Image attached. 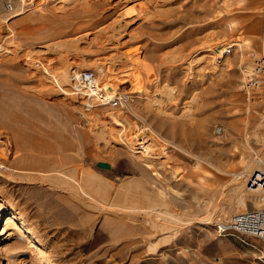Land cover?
<instances>
[{
	"label": "rangeland",
	"instance_id": "1",
	"mask_svg": "<svg viewBox=\"0 0 264 264\" xmlns=\"http://www.w3.org/2000/svg\"><path fill=\"white\" fill-rule=\"evenodd\" d=\"M42 3L20 13L15 0H0V151L8 161L0 166V264H264L263 241L215 233L250 206H236L230 188L237 175L249 180L244 167L264 138V105L243 90L264 37V0ZM123 55L130 66L120 69ZM97 63L107 79L95 69L70 73L112 84L137 72L142 93L124 109L82 115L80 98L57 76ZM142 129L167 144L157 141L148 164L111 135ZM94 176L99 194L83 195L78 186H96ZM93 199L133 212L99 214L95 223ZM147 206L156 213L134 220ZM207 212H215L210 220ZM88 221L89 233L81 229Z\"/></svg>",
	"mask_w": 264,
	"mask_h": 264
},
{
	"label": "bare ground",
	"instance_id": "2",
	"mask_svg": "<svg viewBox=\"0 0 264 264\" xmlns=\"http://www.w3.org/2000/svg\"><path fill=\"white\" fill-rule=\"evenodd\" d=\"M35 1V2H34ZM43 2V3H48L49 1H51V0H15V4H16V6L15 7H17V11L16 12H20V13H23V12H25V9H27V8H30L31 7V9L35 6V4H36V2ZM42 3V4H43ZM14 7V8H15ZM14 8L10 5V7H9V9L8 10H10V11H13L14 10ZM35 8V7H34ZM16 9V8H15ZM1 21V20H0ZM3 22V24H4V21H2ZM231 46V48H235L236 46H237V44L236 43H233V44H231L230 45ZM221 54V53H220ZM220 54H218V55H220ZM127 55V54H126ZM124 56V55H123ZM131 56V55H130ZM221 56V55H220ZM125 57V56H124ZM124 57H122L123 59H120L119 60V64H120V69L123 67H126L127 65V63H129L128 62V59H127V56L125 57V59H124ZM132 59V58H131ZM112 60V59H111ZM114 60V59H113ZM110 61L113 65H114V69H115V71L116 70H118V69H116L115 67L117 66V65H115V63H116V61H118V60H115V61ZM129 61H130V59H129ZM132 61V60H131ZM101 62V61H100ZM133 62V61H132ZM134 63L136 64L137 63V61L135 62L134 61ZM130 64H132V63H130ZM83 65V64H82ZM79 66V65H72V66H66L64 69H62L61 71H60V73H59V75L57 76V80L58 81H60V83L61 84H63V85H67V86H69V84H71V86H72V83L70 82V77H72L71 75H69V73L72 71V70H79V69H95V71L94 72H96V73H99V76H103V79H107V73H108V71L105 69V66L106 65H104L103 63H97V64H94V66H89V65H83V66ZM129 65V64H128ZM109 66H110V64H109ZM130 66V65H129ZM129 66H127V68L129 67ZM134 66V65H133ZM111 68V70H113V66L111 65L110 66ZM135 67H136V65H135ZM132 68V67H131ZM110 69H108V70H110ZM110 70V71H111ZM115 71H113V72H115ZM75 72V71H74ZM246 72V71H245ZM244 72V73H245ZM76 73V72H75ZM74 73V74H75ZM111 73V72H110ZM71 74V73H70ZM117 76V75H116ZM115 77V76H114ZM111 78H113V76L111 77ZM100 80V79H99ZM105 82H107V81H105ZM124 83H128V85H129V87H128V89L126 90V92H127V94H129V95H139V94H141L142 92H141V89H142V80H141V78H139V75L137 74V72L136 73H133V74H131V75H128V74H125V75H123V76H121V78L120 79H113V83L112 84H110L109 82H108V85H107V87H109L111 90H110V92H108L107 91V93L108 94H114L116 91H117V88L119 87V85L120 84H124ZM171 96H172V93H171ZM261 105H264V104H261ZM101 108H108V107H97V108H95V109H93L92 111H90V113H92L93 111H95V110H98V109H101ZM78 109V108H77ZM109 109H111V108H109ZM263 109H264V107H263ZM113 110H121V109H113ZM80 111V110H79ZM90 113H88V114H90ZM82 115H87V114H83V111H82ZM89 116V115H88ZM96 117V116H95ZM106 118H109L110 119V123H115V122H117L118 120H119V118L118 117H114V115H111V114H109L108 116H106ZM264 119V118H263ZM96 128V127H95ZM106 131V128H100V130L99 129H97V131H94V133H93V138L92 139H94L95 141H99V137H100V135L103 133V132H105ZM146 132V133H145ZM111 135H112V139L114 140V141H116V142H119L120 144V146L121 147H123L124 149H126L132 156H134V158H136V160H138V161H141L142 163H149V162H152V160H153V152H155L156 150H155V145H156V143H158V142H160V143H162V140L157 136V134H155L154 133V131H152V130H148V129H142V130H137L136 132H133V133H131V132H126V133H124V134H120V135H118L117 134V132H113V133H111ZM264 137V136H263ZM148 141L150 142V144L148 145V146H146V144L148 143ZM158 141V142H157ZM168 142V141H167ZM256 144H258L259 145V147H260V150L257 152V153H255V154H257V156H256V158H252V159H250V161L248 162V164H247V166H245L244 168L246 169L245 170V173L247 172V174H246V176H249V178L252 176V175H254V174H256V173H264V138H257L256 139ZM162 144H166L165 142H163ZM246 144H247V147H248V149L249 150H253L252 149V147H251V145H250V143H249V139H246ZM167 145V144H166ZM2 142L0 141V150L2 151ZM176 149V148H175ZM0 151V166H3V162H8L7 161V156H4L3 154H2V152ZM5 151V150H4ZM152 152V153H151ZM186 152V151H185ZM255 152V151H254ZM5 153V152H4ZM193 156V155H192ZM179 163V162H178ZM15 168V167H14ZM19 168H20V166H19ZM23 168V167H22ZM7 169H13V167L12 166H10V165H8L7 166ZM16 169H18V167L16 168ZM24 169V168H23ZM21 170V169H20ZM242 173V172H241ZM179 175L177 174V177H178ZM245 176V175H244ZM176 177V178H177ZM243 175H241V177L240 176H235L234 177V179H232V181L231 182H235L236 184H234L233 183V186L230 188V190H231V192L234 194L233 196H234V198H233V203L235 202L236 203V206H243L244 205V203L246 202L245 200H249V203H250V206H249V208L247 209V207H245V209H242V210H239V211H237L236 209H239L240 207H237V208H235V210H236V213L237 214H239V213H244V212H246V211H250V210H254V209H260L261 207H263L264 206V195L263 194H261L260 192H258V191H255V190H253L252 189V191H248L247 193L243 190V187H244V184L248 181V177L247 178H245L244 180H243ZM90 180L92 181V183L93 184H95L96 186H85V189H83L84 187H82V186H78L80 189V192L83 194V195H87L88 193H87V190H90L92 193H94L95 195L97 194H99V178L98 177H96V176H94V177H92V178H90ZM236 180V181H235ZM237 180H241V182L239 181V182H237ZM243 180V181H242ZM232 185V184H231ZM247 188V187H246ZM89 196V195H88ZM92 196V195H91ZM232 196V197H233ZM94 201H95V203L93 204V206H94V208H95V210L97 211V215H96V217H95V223L99 220V214L102 216V215H105L106 216V219H107V217H109L108 216V213H110L111 211H113L114 213H119V211H125V212H133V210H127V209H124L123 207H121L120 206V201H113V202H110V201H106V202H104V203H99V200H97V199H93ZM232 201V200H231ZM150 202V201H149ZM248 202V201H247ZM152 203H154V202H152ZM248 203V204H249ZM246 204V203H245ZM99 206L101 207V210H100V212H99ZM148 208H146V207H144V208H142V209H139V210H137V211H135L136 212V214H137V217H136V219H134V220H139L138 219V217H139V215H141V214H143V217H144V215H145V217H148V216H150V214H155L156 213V211H155V209H154V207L152 208H150V206H147ZM209 207V206H208ZM213 207H214V205H213ZM235 207V206H234ZM241 209V208H240ZM210 211V210H209ZM102 213H105V214H102ZM215 212H207V217H206V219L205 220H210L211 219V217L213 216V214H214ZM156 219V218H155ZM158 220H160L159 218H158ZM157 220V221H158ZM91 222V223H90ZM88 221V223L87 224H84V225H82L81 226V229H82V231L83 230H87L88 231V233L89 232H92V228H93V226H95L94 225V222H92V221ZM160 221H158V223H159ZM164 222V221H163ZM155 223H156V221H155ZM157 223V224H158ZM161 223V222H160ZM164 224V223H163ZM162 224V225H163ZM153 225V224H152ZM160 225V224H159ZM158 226V225H157ZM86 227V228H85ZM105 227L108 229V231L112 234V235H114L115 234V227H110V226H108V225H105ZM165 226H163V227H160L159 226V228L160 229H158L159 231H165V229L166 228H164ZM156 228H158V227H156ZM157 246V245H156ZM155 247V246H154ZM154 247L152 246V247H150L151 248V250L153 251L154 250ZM155 248H157V247H155ZM150 250V249H149ZM155 251V250H154ZM149 252V251H148Z\"/></svg>",
	"mask_w": 264,
	"mask_h": 264
},
{
	"label": "built area",
	"instance_id": "3",
	"mask_svg": "<svg viewBox=\"0 0 264 264\" xmlns=\"http://www.w3.org/2000/svg\"><path fill=\"white\" fill-rule=\"evenodd\" d=\"M231 49L227 46L224 55H229ZM74 73L70 77V87L73 94L80 98L83 112H90L97 107L124 109L129 104L130 95L127 92L117 90L114 94H108L107 91L111 90L107 87L108 82L100 81L94 73ZM243 90L249 103L264 104V37L251 68L243 74ZM246 185L264 195V173L252 175ZM215 233L219 237L237 234L264 242V206L235 214L227 222H218L215 225Z\"/></svg>",
	"mask_w": 264,
	"mask_h": 264
},
{
	"label": "water",
	"instance_id": "4",
	"mask_svg": "<svg viewBox=\"0 0 264 264\" xmlns=\"http://www.w3.org/2000/svg\"><path fill=\"white\" fill-rule=\"evenodd\" d=\"M99 167L102 168V169H106V170L109 169V166L105 165V164H100Z\"/></svg>",
	"mask_w": 264,
	"mask_h": 264
}]
</instances>
